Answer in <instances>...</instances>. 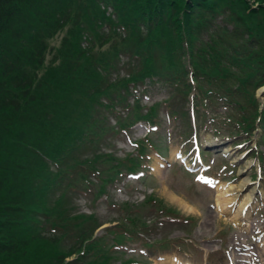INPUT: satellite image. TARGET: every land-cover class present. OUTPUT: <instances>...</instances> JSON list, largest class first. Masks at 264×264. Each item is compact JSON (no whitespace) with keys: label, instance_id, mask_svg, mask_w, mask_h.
Masks as SVG:
<instances>
[{"label":"trees","instance_id":"1","mask_svg":"<svg viewBox=\"0 0 264 264\" xmlns=\"http://www.w3.org/2000/svg\"><path fill=\"white\" fill-rule=\"evenodd\" d=\"M147 79L171 96L195 86L203 104L222 98L252 127L264 0H0V264L132 260L113 244L156 222L123 201L94 235L105 220L78 210L77 195L91 182L95 200L140 163L108 146L118 126L154 122L156 103L143 112L133 90ZM140 203L179 213L152 194Z\"/></svg>","mask_w":264,"mask_h":264},{"label":"rangeland","instance_id":"2","mask_svg":"<svg viewBox=\"0 0 264 264\" xmlns=\"http://www.w3.org/2000/svg\"><path fill=\"white\" fill-rule=\"evenodd\" d=\"M61 33H59L53 40L52 43H57ZM131 57L123 56L122 60L126 63L130 60ZM125 63L119 62L120 72H126L127 66ZM137 86V93L141 96V101L144 102L143 108L145 109L151 103H157V117L160 121L159 127L156 131L150 132V136H154L157 140L161 142V147L164 150V145L167 144L166 160L163 162L161 168L156 169L155 165L157 162L163 161L152 149L148 148L147 154L150 155L148 162V169L145 171L146 176H140L143 172H138V176L127 175L123 176L122 179L112 183H108L106 190H108V197H102L96 202H91L90 191L83 193V196L79 198L80 208L86 211L96 210V212L103 218L110 220L114 218V222L118 221V218L122 216L124 210L120 207V204L125 200H129L130 205L133 208L134 213L139 211L138 214H143L147 221L153 222L155 220V213L150 212L149 207L141 206V200L145 194L149 191H152L156 195L166 200L168 203H171L178 208H180L186 214H192L195 216V222L182 220L179 218H170L160 216L157 214L158 221L160 224L156 227L155 232L147 236L151 241L158 242L162 240L164 236L167 237H180L178 240H172L168 246H158L155 248L148 247L145 244L141 243L140 240L131 241L125 244L126 254L125 256L134 255L137 259H142L149 261L150 264H171L174 259L176 262H188L189 264H243V261L240 259V253L238 251L245 252L246 264H252L253 260L250 259L249 252L245 249L246 245H251L256 249L260 246H263V234H264V177L256 178L255 168H252L250 161L254 160L255 163L259 162L262 164L261 168L264 174V142L260 138V128L251 136L247 135H238L235 137V143L238 144V141H245L247 143L246 147H249L248 153L238 161L234 162L236 164L233 175L236 177L233 178L232 175H228V171L225 170V173L220 172L219 164L221 162H226L227 160L221 156L220 153L214 152L212 154V146L207 150L209 151L206 154V161L212 162V155L216 158V165L208 173H212L214 176L231 178L225 184L223 188H230L228 191L219 190L218 197L221 195V192H225L228 195H234V198L228 202L230 204L233 200H237L239 203L238 207L245 200L247 189H245L242 194H239L240 191L238 184L242 179V175L247 173L248 176L252 175V180L258 182V185L253 189H256L258 193L256 195V201L254 202V207L250 211L252 218L239 219L235 216V209L233 206L224 210L223 212L217 213L215 211V202L217 197L216 188H209L201 183L196 182L193 179L192 173L187 172L177 161H175L174 150L180 148L183 143L176 133L175 125L172 121L167 118L166 108L173 106L174 110H179L180 107L184 109L190 106V97L188 95V102L184 100V97L179 95L170 96L167 92L166 86H163L159 82L148 84V89L142 92L140 86ZM139 86V87H138ZM136 92V89L134 90ZM132 93V92H131ZM142 93V95H141ZM145 93V94H144ZM260 96H263L260 93ZM133 94L128 96V99L131 101ZM143 97V98H142ZM163 100H166L164 103ZM201 116L199 117V140L205 144L207 140H219L221 134L219 133L218 137H213L211 132L213 130L214 123L210 119V115L214 113L211 107L201 105L198 103ZM217 111L221 115H226V110L219 107ZM221 131L223 134L227 133V124L224 121V116L222 117ZM127 132H123L126 131ZM148 129L145 127V124L142 122L135 123L131 128L120 130L118 133L114 134V137H111L110 144L108 148L111 147L117 151L118 154H125L131 156L136 154L135 141L141 143L144 141L143 136ZM149 136V135H147ZM154 140V139H153ZM155 141V140H154ZM232 142V139L229 138L227 146L230 151H234L232 155H240V152L246 149L245 146H240L235 149L236 145L229 144ZM174 149V150H173ZM210 164V163H206ZM197 168V167H196ZM241 169L243 172H240ZM121 177V176H120ZM247 177H244L246 179ZM241 180L239 186L243 183ZM249 179V177H248ZM251 187V184L249 185ZM89 193L88 195H86ZM224 194V193H223ZM249 194V193H248ZM261 200H263L261 204ZM219 203H217V206ZM260 205L257 208L256 206ZM136 206V207H133ZM216 206V208H217ZM227 208V205L225 206ZM236 209V211H237ZM122 213V214H121ZM156 217V218H157ZM257 223L256 227L258 232L252 233L244 229V226L249 225L251 222ZM106 220V221H107ZM197 220V221H196ZM110 223L107 221L104 224ZM103 224V225H104ZM246 224V225H245ZM98 232H101L99 230ZM238 239L241 242L242 246H238L236 242ZM263 249V247H262ZM238 258H237V256ZM116 260L115 264H118ZM171 262V263H170ZM174 262V261H173ZM137 264V263H136Z\"/></svg>","mask_w":264,"mask_h":264},{"label":"bare ground","instance_id":"3","mask_svg":"<svg viewBox=\"0 0 264 264\" xmlns=\"http://www.w3.org/2000/svg\"><path fill=\"white\" fill-rule=\"evenodd\" d=\"M249 184H248V178H246V179H244V181H243V183L241 184V186L240 187H242V186H248ZM250 192H251V190H250ZM223 193L224 192H221V195L218 197V203H219V208H218V211H221L222 210V202H221V200H219V198L221 197V196H223ZM246 199H248V197L246 198ZM224 204V203H223ZM225 206H226V204H224ZM243 206L244 205H240L239 207H238V209H237V211H236V213H237V215H238V217L239 218H246V216H247V210H246V208H245V211H243L242 212V209H243ZM248 209V208H247ZM260 252H261V255H264V252L262 251V249L260 248ZM263 263H264V261H263ZM259 264H261V263H259Z\"/></svg>","mask_w":264,"mask_h":264}]
</instances>
